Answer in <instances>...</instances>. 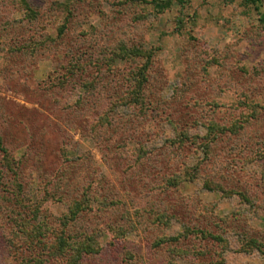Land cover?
Segmentation results:
<instances>
[{"label": "rangeland", "instance_id": "1", "mask_svg": "<svg viewBox=\"0 0 264 264\" xmlns=\"http://www.w3.org/2000/svg\"><path fill=\"white\" fill-rule=\"evenodd\" d=\"M0 264H264L256 6L0 0Z\"/></svg>", "mask_w": 264, "mask_h": 264}, {"label": "trees", "instance_id": "2", "mask_svg": "<svg viewBox=\"0 0 264 264\" xmlns=\"http://www.w3.org/2000/svg\"><path fill=\"white\" fill-rule=\"evenodd\" d=\"M250 4L256 6V11L259 14V22L264 26V12L261 11L264 0H247ZM172 2H156L155 7L158 10H165L171 7ZM258 249V248H257ZM262 250V248H259Z\"/></svg>", "mask_w": 264, "mask_h": 264}]
</instances>
